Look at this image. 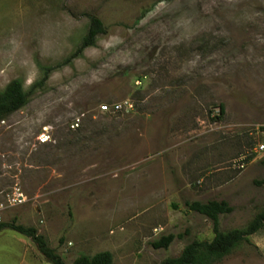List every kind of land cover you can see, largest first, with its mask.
<instances>
[{
  "label": "rangeland",
  "instance_id": "374dc122",
  "mask_svg": "<svg viewBox=\"0 0 264 264\" xmlns=\"http://www.w3.org/2000/svg\"><path fill=\"white\" fill-rule=\"evenodd\" d=\"M87 14L106 32L32 89ZM14 78L29 97L0 121V221L35 226L64 261L158 264L213 237L185 201L226 200L223 231L264 206V0H0V89ZM0 264L51 263L5 228ZM212 264H264V227Z\"/></svg>",
  "mask_w": 264,
  "mask_h": 264
},
{
  "label": "trees",
  "instance_id": "16d2710c",
  "mask_svg": "<svg viewBox=\"0 0 264 264\" xmlns=\"http://www.w3.org/2000/svg\"><path fill=\"white\" fill-rule=\"evenodd\" d=\"M145 13L146 11H143L141 17ZM87 17L86 32L75 50L60 63L42 66L41 77L32 83V89L41 87L52 70L79 56L85 48L95 44L99 35L106 32V28L99 17L94 14H87ZM28 97L29 91L24 90L21 79L14 78L10 80L0 89V121L23 107L27 103ZM219 114H223L222 105H219ZM259 162L264 165V157ZM252 182L255 186H263L264 174L259 178L253 179ZM185 206L210 221L213 237L210 240L193 239L186 243L178 254L165 257L158 264H212L230 253L241 242L248 241L250 235L264 227V206L254 214L246 226L227 231H223L219 227V216L230 213L233 210V207L226 200L208 199L204 202L191 200L185 201ZM5 228L28 237L43 259L51 264H114L112 254L108 250L98 251L92 255L81 254L66 262L56 249L48 244L45 236L39 233L35 226L17 223L15 219L9 222L0 221V231ZM174 237L175 235L172 233L161 235L157 239L152 240L150 245L155 249H166ZM60 242H62V239H60Z\"/></svg>",
  "mask_w": 264,
  "mask_h": 264
},
{
  "label": "built area",
  "instance_id": "2783aa9c",
  "mask_svg": "<svg viewBox=\"0 0 264 264\" xmlns=\"http://www.w3.org/2000/svg\"><path fill=\"white\" fill-rule=\"evenodd\" d=\"M100 108L102 110H108L107 105H100ZM131 108H132V103L129 102L128 100H124V101H121V102H118V103H113L111 105V110L112 111H116V112L117 111H122V110L128 111ZM74 125L77 126L78 123L75 122ZM40 140L43 141V140H46V138L40 139ZM255 151H257V152H264V144H259L257 146V148L255 149ZM239 161H237L238 162V167H243V163H241ZM22 200H24L23 197H21V195H18L17 202H21ZM1 208H2V206H1V203H0V209Z\"/></svg>",
  "mask_w": 264,
  "mask_h": 264
}]
</instances>
